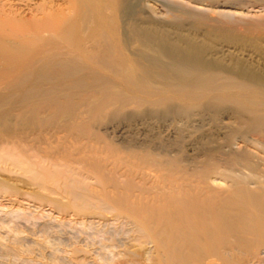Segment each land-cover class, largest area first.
Segmentation results:
<instances>
[{
    "label": "bare ground",
    "instance_id": "6f19581e",
    "mask_svg": "<svg viewBox=\"0 0 264 264\" xmlns=\"http://www.w3.org/2000/svg\"><path fill=\"white\" fill-rule=\"evenodd\" d=\"M151 1L0 0V127L65 117L67 132L2 141L0 163L36 175L44 186H61L73 202L113 213L137 247L124 252L122 264H264V173L245 179L239 170L197 165L189 154L182 160L187 147L206 153L219 148L196 138L190 144L188 128L171 123L198 117L192 110L218 100L245 101L244 110L260 113L264 46L202 32L199 19L187 25ZM161 1L192 14L264 15L252 5ZM108 111L142 116L103 126L117 135L114 143L92 132L91 122ZM157 112L165 114L159 128L170 121L178 138L174 132L170 141L156 139ZM242 144L258 153L255 166L264 169V151ZM233 154L242 159L240 169L252 167L249 153Z\"/></svg>",
    "mask_w": 264,
    "mask_h": 264
},
{
    "label": "rangeland",
    "instance_id": "374dc122",
    "mask_svg": "<svg viewBox=\"0 0 264 264\" xmlns=\"http://www.w3.org/2000/svg\"><path fill=\"white\" fill-rule=\"evenodd\" d=\"M198 1L211 5L227 2L234 6L244 5L246 8L252 5L261 8L260 10L263 9L262 12H264V0ZM148 4L155 10L163 9L167 15L168 13L170 14V17L179 16V18L185 19V24L187 22V25L193 22L195 24L197 22L195 20L199 19L196 25H201L199 28L202 32L210 30L220 31L227 36L226 38L241 36L243 39L248 38L247 40L254 39L264 46L263 14L262 18L239 19L234 16H231V18L226 16V19L225 16L221 15L220 17V15L212 12L192 14V12L190 13L189 10L183 7H177L178 9L176 7L168 8L161 0H152ZM167 15L166 17H169ZM198 16L200 17L198 18ZM226 42L234 45L231 42ZM243 103L247 105L245 101L240 103L233 101L220 103L218 100L212 103H204L202 110L206 111H202L201 108L192 110V112H199V116L183 119L180 122L184 125H181L179 121L178 123L180 124L177 125V120L171 121V123L175 122V125L169 121L172 127L174 125V127L178 126L177 128L181 127L184 129V126L188 128L187 131L189 132L185 133L184 137L190 144H194V139L196 138L204 147H207L208 143H210V146L214 145L219 148L217 152L206 153L203 149H197V146H191L187 147L188 149L185 151L182 150L179 157L187 162L186 156L189 154L193 159H196L197 165L207 163L225 171L229 169L236 170L235 174L238 173L237 170L243 171L237 175L238 177H245V179H255V176H262L264 169L255 166L254 157H257L258 153L243 145L242 141L245 143L253 142L257 148L264 151V109L260 110V113L256 109L249 113L242 108ZM6 110L8 111V108ZM78 111L85 113V109L80 107ZM127 112L118 115L114 113V115L113 111H108L101 118L94 121L90 119L92 121L91 124L93 123L92 132L99 134L102 140L117 142V135L103 131V126H116L119 123L128 124L132 120L140 118L137 116H142L138 111ZM159 112L161 113V111ZM159 112L152 117L154 128H156L153 134L158 141H162L164 138L170 141L176 128L172 129L171 125L168 126L169 123L167 124L166 122L164 123L165 125L167 124L164 126L166 129L159 128L163 124L159 125L162 122L161 118L165 115L163 112V114H159ZM85 116L89 119L88 113ZM65 119V117L58 119L59 121L46 119L47 122L45 120L40 126L33 127L32 125L1 126L0 142L14 140L19 135H28L36 140L44 135L57 133L60 136H64L67 134L64 126ZM167 126L170 128L169 130ZM179 134L174 135L175 138H178ZM190 134H192V137H190ZM131 135L134 136L135 134L127 135V137H131ZM74 137L80 138V135L76 134ZM187 140L186 143L189 144ZM234 144L239 145L240 148L232 150L235 146ZM231 146L232 148L229 150L232 153H230L228 148L225 149V147ZM192 147H195L194 150ZM226 150L228 151L224 152ZM234 151L249 153V161L253 168L245 166V170L240 169V165H243L240 163L242 159L240 156L233 154ZM191 152H194L195 155ZM67 197L61 186H44L36 179V175L26 173L22 169L19 170L18 167L11 165L9 162L0 163V264H122L124 259H126L124 254L127 251L133 252L137 250V247L131 241L133 235L128 231V227L119 223V221H115L113 213L100 212V210L90 208L81 201L73 202ZM148 263L151 264V262H146L145 264Z\"/></svg>",
    "mask_w": 264,
    "mask_h": 264
}]
</instances>
